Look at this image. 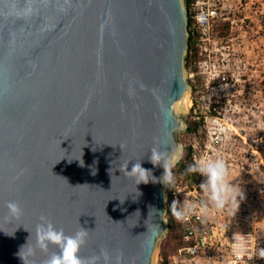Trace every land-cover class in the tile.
Wrapping results in <instances>:
<instances>
[{
  "label": "water",
  "instance_id": "95a60500",
  "mask_svg": "<svg viewBox=\"0 0 264 264\" xmlns=\"http://www.w3.org/2000/svg\"><path fill=\"white\" fill-rule=\"evenodd\" d=\"M187 24L185 0H0V264L58 251L36 246L41 215L88 230L85 258L155 264L167 198L148 157L181 154ZM138 161L148 184L127 174Z\"/></svg>",
  "mask_w": 264,
  "mask_h": 264
},
{
  "label": "built area",
  "instance_id": "2783aa9c",
  "mask_svg": "<svg viewBox=\"0 0 264 264\" xmlns=\"http://www.w3.org/2000/svg\"><path fill=\"white\" fill-rule=\"evenodd\" d=\"M185 5L189 34L186 63L204 72L208 83L220 84L212 89L239 81L241 73H234V69L245 67L248 53L259 45L256 39L261 40L264 51V0H185ZM249 37L255 40L251 42ZM205 109L206 113L194 110L195 120L203 123L197 133L204 132L205 141L200 145L192 133L187 170L207 160L208 150L224 144L217 108L207 104ZM180 147L179 159L171 168L174 183L165 184V220L173 215L181 232V245L170 257L171 264H264V241L254 230H239V222L220 220L219 214L232 210L233 205L223 202L216 207L200 187L207 177L199 172L184 174L179 166L183 159ZM193 176L199 178L193 180ZM186 202L193 206L192 211L178 218L174 207L182 211ZM234 224L237 229L230 230Z\"/></svg>",
  "mask_w": 264,
  "mask_h": 264
},
{
  "label": "rangeland",
  "instance_id": "374dc122",
  "mask_svg": "<svg viewBox=\"0 0 264 264\" xmlns=\"http://www.w3.org/2000/svg\"><path fill=\"white\" fill-rule=\"evenodd\" d=\"M254 40L249 37V41ZM255 42L259 45L248 53L245 67L240 65L239 69H234V73H241L240 80L228 86L212 89L211 86L220 84L216 81L208 83L204 72L186 64L193 107L183 117L185 129L178 134V141L184 155L191 152L193 132L202 145L204 132L199 134L197 130L203 123L195 120L194 110L206 113L207 104L217 108L219 113L215 115L224 127V144L215 151L208 150L206 158L223 159L228 170V183L238 190L234 198L230 196L224 202L233 205V209L220 213V220L239 222V230H254L264 241V51L261 40ZM192 178L197 180L199 177ZM236 229L235 224L230 228ZM177 241L178 234L169 236L166 233L158 244L155 264H171L170 257L176 251Z\"/></svg>",
  "mask_w": 264,
  "mask_h": 264
},
{
  "label": "clouds",
  "instance_id": "9594fccd",
  "mask_svg": "<svg viewBox=\"0 0 264 264\" xmlns=\"http://www.w3.org/2000/svg\"><path fill=\"white\" fill-rule=\"evenodd\" d=\"M148 160L154 166H161L163 168V175L160 178L163 184L174 183V176L171 171L174 157H169L166 153L154 148L151 150ZM187 171L189 173L199 172L201 175L207 177L206 182L202 183L200 187L208 195L209 200L218 208L222 206L228 197L231 196L234 198L237 194L238 190L231 187L228 183L227 166L221 158L198 161L190 166ZM127 174L134 177L137 185H139L141 183L148 184L150 182L149 175L152 172L142 167L141 162L138 161L133 164L131 171H127ZM153 179L156 178L153 176ZM192 207L187 202L182 211H176L174 207V215L180 218L191 212ZM6 208L10 220L19 219L23 215V209L16 201H8ZM87 238L88 230L84 227L81 226L79 230L69 235L62 228H57L46 215L40 216L39 223L35 227L36 246L41 251L47 253L50 245L58 249L57 252H53L44 261V264H99L101 257L103 258V264H110L111 257L106 249H101L100 254L96 256L85 258L81 255V249L87 243ZM31 251L29 249V254ZM18 255L24 264H27L25 254L22 250ZM117 264H119V257H117Z\"/></svg>",
  "mask_w": 264,
  "mask_h": 264
},
{
  "label": "trees",
  "instance_id": "16d2710c",
  "mask_svg": "<svg viewBox=\"0 0 264 264\" xmlns=\"http://www.w3.org/2000/svg\"><path fill=\"white\" fill-rule=\"evenodd\" d=\"M187 130H192V128H187ZM188 162H189V154H185V155L183 154V159L180 161L179 166L184 172V174L186 175H188V171H187ZM180 233H181L180 224L178 220L173 215H168L167 216V235L169 236L173 234L179 235V241H177L178 243L177 248L181 245Z\"/></svg>",
  "mask_w": 264,
  "mask_h": 264
},
{
  "label": "bare ground",
  "instance_id": "6f19581e",
  "mask_svg": "<svg viewBox=\"0 0 264 264\" xmlns=\"http://www.w3.org/2000/svg\"><path fill=\"white\" fill-rule=\"evenodd\" d=\"M190 93V92H189ZM237 134V133H236Z\"/></svg>",
  "mask_w": 264,
  "mask_h": 264
}]
</instances>
